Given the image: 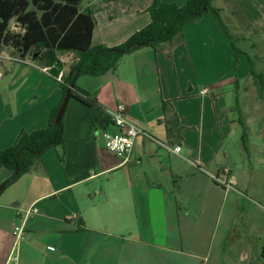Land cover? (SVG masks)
<instances>
[{
    "label": "crops",
    "instance_id": "0c3cea01",
    "mask_svg": "<svg viewBox=\"0 0 264 264\" xmlns=\"http://www.w3.org/2000/svg\"><path fill=\"white\" fill-rule=\"evenodd\" d=\"M155 1L183 7L187 0H83L80 11L95 20L92 45L126 42L150 24ZM212 5L239 33L240 52L207 15L160 48L123 56L114 70L76 77L92 104L69 99L63 144L6 188L11 172L0 168V264H206L210 225L224 204L220 243L240 250L245 264H264V87L251 74L253 65L264 77V0ZM11 31H20L14 22ZM0 54L27 62L0 59L3 151L21 133L47 128L76 58L58 54L54 77L57 68L39 53L21 58L5 47ZM120 104L144 133L124 165L103 137L114 131L111 113ZM224 169L231 189L212 178ZM30 206L37 213L24 218Z\"/></svg>",
    "mask_w": 264,
    "mask_h": 264
},
{
    "label": "trees",
    "instance_id": "16d2710c",
    "mask_svg": "<svg viewBox=\"0 0 264 264\" xmlns=\"http://www.w3.org/2000/svg\"><path fill=\"white\" fill-rule=\"evenodd\" d=\"M213 1L187 0L183 7L155 1L148 9L151 19L148 26L120 46L106 48L92 45L95 20L91 10L80 11L83 0H0V51L8 47L21 58L39 53L40 62L57 68L58 71L52 73L54 77L62 68L58 54L72 53L76 58L67 75L62 76L61 101L51 112L47 128L31 134L21 133L14 146L0 151V168L11 172L3 187L29 172L33 161L48 149L63 144L62 119L57 125L54 120L74 76H97L114 70L123 56L144 47L160 48L170 43L186 25L207 15L220 27L235 51L240 52L221 19L220 10L213 7ZM11 22L19 32L11 31ZM251 74L264 87V77L254 72L253 65ZM70 98L88 106L92 104L87 94L76 88L75 81Z\"/></svg>",
    "mask_w": 264,
    "mask_h": 264
},
{
    "label": "built area",
    "instance_id": "2783aa9c",
    "mask_svg": "<svg viewBox=\"0 0 264 264\" xmlns=\"http://www.w3.org/2000/svg\"><path fill=\"white\" fill-rule=\"evenodd\" d=\"M0 59H7L9 61L25 63V60L20 58L13 57H4L0 54ZM27 63V62H26ZM61 76L58 77L57 80H60ZM205 93V90L202 91V94ZM126 115V107L122 104L118 105L116 110L111 113V122L114 128L112 133H105L103 135L105 142V149L107 152L113 154L119 160H121L122 164H128L133 156V151L135 147L136 139L140 135H144V133L136 128L133 124H131L125 117ZM160 146L166 148L165 146L159 144ZM168 151L178 154L180 151L179 146H175L172 149L166 148ZM228 174V170L224 169L220 174L213 176V180L223 186L225 189H231L230 185L227 183L225 176ZM37 210L30 206L26 210L23 211L24 218L32 214H36ZM23 234V226H16L13 230V235L16 241L22 240ZM15 260V259H14Z\"/></svg>",
    "mask_w": 264,
    "mask_h": 264
},
{
    "label": "rangeland",
    "instance_id": "374dc122",
    "mask_svg": "<svg viewBox=\"0 0 264 264\" xmlns=\"http://www.w3.org/2000/svg\"><path fill=\"white\" fill-rule=\"evenodd\" d=\"M224 15H226V13H224L223 16L221 15V18H223L222 20L224 21L226 29L232 35L235 43L241 46L238 36L239 33L229 25ZM239 25H241L240 22L237 23V26ZM226 210L227 206L224 204L220 210L219 216L215 215L214 221L211 222V229L203 249L204 256L206 257V264H245L244 260L239 258L238 252L240 250L235 253L232 248H226L220 243L222 224L226 219ZM216 217L218 218V226L215 224Z\"/></svg>",
    "mask_w": 264,
    "mask_h": 264
},
{
    "label": "water",
    "instance_id": "95a60500",
    "mask_svg": "<svg viewBox=\"0 0 264 264\" xmlns=\"http://www.w3.org/2000/svg\"><path fill=\"white\" fill-rule=\"evenodd\" d=\"M76 77L77 76H74L73 81L70 83V85L68 86V88L65 91L64 98L62 99L61 105L57 111V114H56V117L54 120L55 125H57L63 117V114L65 112V109H66L67 104H68L69 99H70V91L73 89L74 81H75Z\"/></svg>",
    "mask_w": 264,
    "mask_h": 264
}]
</instances>
